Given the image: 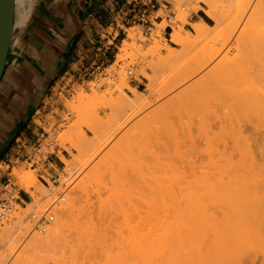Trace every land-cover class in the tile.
I'll return each instance as SVG.
<instances>
[{"label": "rangeland", "instance_id": "rangeland-1", "mask_svg": "<svg viewBox=\"0 0 264 264\" xmlns=\"http://www.w3.org/2000/svg\"><path fill=\"white\" fill-rule=\"evenodd\" d=\"M161 2L162 8L154 13L147 25L136 21L124 27V33L115 43L112 42L114 48L105 70L102 67L94 72L98 62L85 73L86 81L83 84L73 87L68 85L54 93L53 101L47 109L50 112L49 118L47 121L38 118L36 123L40 127L39 131L31 143L33 147L29 145L27 148L29 155H36L34 161H25L14 168L0 165V169L7 172L6 178L0 183V199L14 194L11 199L14 200L11 218H0V264H152L143 253L145 249L134 241V230L141 228L149 206L161 204L164 197L163 191L151 188L152 172L159 167L172 168L173 181L184 180L194 171L214 172L217 170L215 164H220L218 148L222 149V145L216 143L227 137L238 119L249 113L259 114L260 106L264 113L263 96L235 105L230 100L221 103V98H217L213 92H210L211 96L207 92L199 94L201 89L196 93H185L183 87L173 88L182 74L198 68L212 54L218 41L225 37L222 33L219 36L211 34L205 38L197 37L198 23L205 22L211 30L216 29V21L207 12L208 3L224 12L234 5L242 8L249 0ZM146 3L148 7L149 3ZM252 10L255 29L248 35L241 32L234 34L231 40L233 51L229 56L238 51L243 52L244 68L257 74L253 82L256 85L253 87L258 91L264 89V0H254ZM239 14L233 12L223 27L231 21L248 19ZM180 25L187 39L191 40L186 48L171 39L172 32ZM225 29L229 31L227 27ZM132 34L136 35L135 38L130 36ZM157 39L161 41L157 43ZM126 40L134 44L128 50L122 49ZM171 48L178 52L174 59L168 58ZM223 77L221 83L229 78L228 75ZM182 96L183 101L178 99ZM130 97H144L150 103L132 116L139 106L132 105ZM171 98L176 100H169ZM226 101L229 105H225ZM254 110L258 111L255 113ZM216 113L227 120L232 118L234 122L230 120L227 122L230 124L225 123L227 126L219 129L215 124L219 117ZM205 118L209 119L205 121ZM192 127L195 141L199 138L197 144L209 155L206 154L207 158L197 163L196 170L190 164L187 165L189 162H185L193 148L191 139H186L187 131ZM128 136L132 143L125 149L123 162H118L116 166L119 174L125 171L126 174H123L121 191L113 194L110 188L114 185L110 173L106 171L107 164L119 141ZM207 137H212L211 141L208 142ZM57 147L61 148V153L65 151L66 156H62L63 163L60 164L56 181L45 174V183L41 180L40 168H36V164L48 159L49 153ZM162 149L167 153L164 152L160 160L153 158V154ZM262 153L256 155L257 160L252 162L253 166L249 163L245 172L241 171L242 175H239L238 169H232L230 181L222 184L216 182L207 195L193 202L194 208L188 210V216L192 218L191 225L195 227L184 230L183 245L177 243L172 248L179 257L173 259L168 256L160 264H264V150ZM75 157H79L82 163L76 166L75 174L70 175L66 170L68 163ZM30 176L35 178L34 183H26L25 179ZM7 182H12L15 190L8 192L5 188ZM32 191L39 194L37 199ZM26 192L30 195L28 203L21 201ZM183 203L187 205L189 201L184 200ZM138 204L142 205L141 209H137ZM49 208L55 218L40 227L36 226L33 213L41 215ZM61 222L63 226L59 227ZM38 236L44 238L42 243L35 242ZM134 246H137L136 251Z\"/></svg>", "mask_w": 264, "mask_h": 264}, {"label": "bare ground", "instance_id": "bare-ground-1", "mask_svg": "<svg viewBox=\"0 0 264 264\" xmlns=\"http://www.w3.org/2000/svg\"><path fill=\"white\" fill-rule=\"evenodd\" d=\"M38 1L39 0H16L15 30L18 26L24 27L28 23V21H30L31 17L33 16V12L37 6ZM253 1L254 0H249L248 4L242 8H240V5L231 6V7L227 8L226 11H224V12L222 10H220L217 6H214L213 4L208 3L209 7L207 9V12L216 21V29L211 30L209 28L208 24L205 22L198 23L196 25L197 37L205 38L211 34L213 36H219V34H221V33L224 34L225 37L224 38L222 37V39L218 41L217 45L213 49L212 54L209 55L206 59H204L203 63L198 68H193L189 71H186L184 74H182L180 76L179 80L175 83L173 88L183 87L182 89H183V91H185V93L190 92V91H192V92L195 91V93H196L200 89L201 90H200L199 94H201L203 92H207V93L213 92V94L215 96H217V98H221V103H222V101H225V100H228V101L230 100L234 104L239 103V102L244 103L245 101H248L249 99L251 100V98H253V97H257V96H263L264 97V89L257 91L253 87L255 84V83L253 84V82L257 78V74L253 73L249 70H246L244 68L245 56H244L243 52L238 51L235 54L232 53L233 54L232 56H229V54L233 51V44L231 43V40L234 37V34H237V32H241L244 35H248V34H251V32L254 31V29H255L256 24H255V21L252 19ZM235 11L240 12L241 14H239V15H242V17H244V18L248 17V19H245L246 21H231L230 23L226 24L223 27V25L226 23V19ZM134 25H135V23H133V26ZM226 27L229 29V31H227V32L225 31ZM127 28H125V29H127ZM149 28H150V26H149ZM172 33L173 34H172L171 39L173 41L183 45L184 48H186L190 45L191 40L187 39V37L185 36L184 29H183L182 25H180L179 28H176ZM14 34H15V32H14ZM134 34H132L130 36H132V38H135L136 35H134ZM13 38H14V36H13ZM160 41L161 40H158L157 43H159ZM12 43H13V40H12ZM133 45H134L133 43L126 40L123 43L122 49L128 50ZM11 46H12V44H11ZM157 47H158V45H157ZM160 47H161V45H160ZM168 52H170L168 55L169 56L168 58L174 59L176 56H178L177 55L178 52H176L172 48ZM89 75H91V74H89ZM223 75L225 77L228 75L229 78L224 80V82L221 83L220 79L224 78ZM148 76L151 77L150 74H148ZM219 77H220V79H219ZM135 91L137 93H139L138 89H136ZM192 92H191V94H193ZM156 93L157 92H155V94ZM210 95H211V93H210ZM193 96L195 97V95H193ZM183 97L184 96L179 97L178 99H182ZM188 97H189V95H188ZM191 98H192V96H191ZM200 98L202 99V97H200ZM173 99H175V98H171L169 100H173ZM222 99H224V100H222ZM254 99H256V98H254ZM261 99H263V98L261 97ZM175 100H174V102H175ZM183 100L184 99H182V101ZM194 100H193V102H194ZM202 100H204V99H202ZM186 101H188V99H186ZM262 101L264 104V99ZM200 102L202 103V101H200ZM130 103L132 105L139 106V109L135 113H133L132 116H134L137 114V112L140 109H143L144 107L148 106V104L150 103V100H146L144 97H139L137 99L130 97ZM196 103H195V106H196ZM210 103L212 104V102H210ZM243 103L241 104L242 106H243ZM256 103H257V101H256ZM179 104H181V103H179ZM198 104H200V103H198ZM226 104H228L227 101H226L225 105ZM182 105H183V102H182ZM225 105H224V107H225ZM246 105H247V103H246ZM181 107L179 109H181ZM190 107H192V105ZM207 108H209V107H207ZM212 108H213V106H212ZM231 108H233V107L231 106ZM203 109H204V107H203ZM249 109H250V107H249ZM260 109H261L260 112L258 110H254L255 113H256V111H258L259 114H257V115H255L254 113L253 114L249 113L247 116L242 115L244 117H242L241 119H238L236 126L231 127V130L229 131V133L226 132V133H228L227 137L222 138V141L216 143L217 145L220 143V145H222L221 146L222 149L220 147L218 148V150H219L218 153H220L219 154L220 164L216 165L214 163L215 166L217 167V170H215L214 172L207 171V172H203V173H201V172L198 173V171H194L190 177H188V178L185 177L184 180L181 179V180H177V181L171 180V176H173V175H171L172 168L167 169V168L159 167L158 169H155L152 172L153 178H152V183H150L151 188L154 190H157V191L158 190H160L161 192L163 191L162 196H164V197L162 198L161 204L159 203V204L154 205L152 207L149 206V208H148L149 210L147 211L148 212L147 218H145V220L143 221L141 228H137L134 230V238H135L134 241L136 242V244L140 245L143 249H145V251L143 253L147 257V259H148L147 261H149L152 264H160L162 261L164 262V260L166 258H168V256L169 257L172 256L171 258H173V259L178 258L179 255L178 254L176 255V250L173 252L172 248L174 246H176L177 243H181L183 245L185 239L182 236V232L184 230H187V231L191 230L195 227V225H191L190 220L192 218L188 216L189 215L188 210L189 209L191 210L194 208V206H192V204H194L193 202H195V200H197L198 198H201V197L207 195L216 182H218V183L220 182L222 184V182L230 181L232 178V175H231L232 169L236 168V169H238V171L240 173H241V171L243 173V172H245L244 169L247 167V165H249V163H252V162L255 163L256 162V160H257L256 155L259 154L260 152L262 153V151L264 150V118H262V115L264 114V113H262L263 107L261 108V106H260L259 110ZM219 110H221V109H219ZM235 110H234V113H236ZM245 111L247 112V110H245ZM245 111H244V113H245ZM204 112H206V111H204ZM238 112L240 114L242 113L240 111H237V113ZM229 113L230 112H228V114ZM216 114H217V116H219L218 113H216ZM246 114L247 113H245V115ZM164 115H165V113H164ZM234 115H237V114H234ZM230 116H231V114H230ZM208 119L205 118V121ZM216 119H214V121ZM163 120H164V118H163ZM230 120H227L223 116H219L218 120L215 121V124L217 125V127H220L219 129H221V128H224L225 125L227 126V124H230V123H227ZM211 121H209V122L211 123ZM231 121H233V120H231ZM207 122H206V124H207ZM235 122H236V120H235ZM212 123H213V121H212ZM225 123H227V124H225ZM198 124H199V122H198ZM171 126L174 127L172 124H171ZM204 126L206 127L207 125L204 124ZM146 127H148V125ZM193 127H196V126H193ZM193 127L190 128L189 131L185 130V131H187L186 139L189 138V139H191L190 141L193 142V144H191L193 146V148L191 149V151L187 157V161H185V162L186 163L189 162L187 165L190 164V167H192L193 169L196 170V167H198L197 163L203 161L204 158H207V157H205L207 153H205V151L199 147V143L197 144V141H199V138H197V141H195L194 137H196V135L194 134ZM213 127H214V125H213ZM188 128H189V126H188ZM209 128H210V126H209ZM148 130H149V128H148ZM170 130H172V129L170 128ZM143 131H145V130H142L141 132H143ZM200 131H201V129H200ZM210 131H212V130H210ZM172 133H173V131H172ZM185 133H184V135H185ZM138 135L139 134H137V136ZM177 138L179 139L180 137L178 136ZM211 138L207 137L208 142L211 141L210 140ZM217 141H219V140H217ZM131 143H132V139L130 136H128L126 139H121L119 141L118 145L116 146L115 150L113 151L111 159L108 161L106 171L109 172L111 175V180H112V184L114 185V187H111L110 189L112 190L113 194H117L121 191L120 185L122 184V180L124 177L123 174L124 173L126 174V171L124 173L120 172L122 170V168L120 166L121 170L119 172H120V174L122 173V175H120L117 171L119 168L116 169L118 167L117 163L121 162V161L123 162L122 156H124L126 154L125 149H127V146H130ZM162 143H163V141H162ZM188 143H189V141H188ZM179 144H180V142H179ZM205 144L209 145V143H206V142H205ZM168 147L166 149H168ZM101 148H103V147H101ZM215 148H213V149H215ZM183 150H185V149H183ZM164 152H165V150H163V151L159 150L156 152V154H153L154 157L153 156L152 157L160 160V157L162 156V154ZM127 153H128V151H127ZM165 153H167V152H165ZM184 153H185V151H184ZM216 153H217V151H216ZM167 155H169V154H167ZM207 156H209V155L207 154ZM64 159H67V157L66 158L64 157ZM183 162H184V160H183ZM80 163H82V160H80L79 157H75V159L73 161L68 163V168H67L66 172L70 175H74L75 174V168ZM84 165L85 164H82V166H84ZM82 166H81V168H82ZM215 166H214V168H216ZM251 166H253V163ZM124 167H125V165H124ZM240 173H239V175H242V173L241 174ZM25 181H26V183L28 182L29 184H31V183L35 182V178L30 176V177H27V179H25ZM164 189L166 190L167 196L164 195V192H165ZM14 193L16 194V191ZM32 194L34 195V197H36V199L38 198L39 194L37 195L36 191H32ZM19 196H20V194H19ZM40 196H42V195L40 194ZM6 197H8V196H6ZM15 197H16V195H15ZM40 198L41 197H39V199ZM1 200L2 199H0V201ZM184 200H188L190 204L188 203L187 205H184V203H183ZM13 201H12V203H13ZM34 202H35V200H34ZM141 206L142 205H139V204L136 205L137 209H141ZM12 214H11V216H12ZM11 216H10V218H11ZM18 217L21 218L19 215H18ZM0 218L4 219V220L10 219V218L7 219V217H0ZM18 221H19V219H18ZM45 222L46 221H44L41 225H43ZM58 226L62 227L63 223L62 222L59 223ZM82 226H83V223H82ZM84 228L85 227H83V229ZM6 229H8V228H6ZM49 237H50V235H49ZM43 241H44V238L39 237V236L35 239V242H38V243H42ZM46 241H47V239H46ZM135 242H134V244H135ZM140 246H138V247L140 248ZM136 247L134 248L135 251H136ZM143 249H141V250H143ZM179 249H180V246H179ZM177 252H179V251L177 250ZM138 253L140 255H142L141 252H138ZM136 255H137V253H136ZM137 258H138V256H137Z\"/></svg>", "mask_w": 264, "mask_h": 264}, {"label": "crops", "instance_id": "crops-1", "mask_svg": "<svg viewBox=\"0 0 264 264\" xmlns=\"http://www.w3.org/2000/svg\"><path fill=\"white\" fill-rule=\"evenodd\" d=\"M141 2L149 3V20L162 8L161 0ZM132 5V0L38 1L30 21L15 30L0 82V165L14 168L35 159L27 148L39 131L38 118L47 121L59 88L83 84L85 73L98 62L94 72L106 69L112 42L124 33L122 21H140V15L132 18ZM63 155L57 147L36 164L42 181L47 183L45 174L56 181ZM0 173L1 183L7 172ZM29 198L23 193L21 201Z\"/></svg>", "mask_w": 264, "mask_h": 264}, {"label": "water", "instance_id": "water-1", "mask_svg": "<svg viewBox=\"0 0 264 264\" xmlns=\"http://www.w3.org/2000/svg\"><path fill=\"white\" fill-rule=\"evenodd\" d=\"M16 0H0V82L15 32Z\"/></svg>", "mask_w": 264, "mask_h": 264}, {"label": "built area", "instance_id": "built-area-1", "mask_svg": "<svg viewBox=\"0 0 264 264\" xmlns=\"http://www.w3.org/2000/svg\"><path fill=\"white\" fill-rule=\"evenodd\" d=\"M132 8H133V19L137 20L138 16L140 15V21L142 24L147 25L149 19L147 18V3H142L141 0H132ZM131 22H136V21H122V29H124L125 26H128ZM5 188L8 192H12V190L14 189V186L12 184V182H7L5 185ZM14 198V195L11 193L10 196L8 198H2V200L0 201V217H7V219L10 218L11 214L13 213L14 207L12 204L11 199ZM59 200L55 199L54 202H57ZM33 218L36 220V226L40 227L41 224L44 221H48V220H52L54 219V215L51 214L50 212V208L48 210H46L44 213H42L41 215L37 214V213H33Z\"/></svg>", "mask_w": 264, "mask_h": 264}]
</instances>
